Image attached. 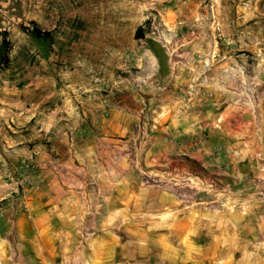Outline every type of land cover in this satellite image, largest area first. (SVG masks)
<instances>
[{"label": "rangeland", "instance_id": "obj_1", "mask_svg": "<svg viewBox=\"0 0 264 264\" xmlns=\"http://www.w3.org/2000/svg\"><path fill=\"white\" fill-rule=\"evenodd\" d=\"M122 33L163 44L171 80L188 81L194 153L161 157L151 143L125 150L152 206L125 213V229L119 223L110 234L100 229L104 218H82L81 248L58 263L264 264V0H0V131L32 113L38 121L57 114L59 93L74 91L81 68L103 84L106 113V68H122ZM36 38L46 39L47 55ZM143 51L125 53V82L136 94L149 92ZM215 130L225 143L201 154ZM160 193L172 202L159 206ZM15 235L5 246L0 238V264L31 260ZM109 235L114 256L102 259Z\"/></svg>", "mask_w": 264, "mask_h": 264}, {"label": "crops", "instance_id": "obj_2", "mask_svg": "<svg viewBox=\"0 0 264 264\" xmlns=\"http://www.w3.org/2000/svg\"><path fill=\"white\" fill-rule=\"evenodd\" d=\"M170 13L163 14L169 26ZM128 16L125 9V20ZM114 38L120 39L118 34ZM121 41L122 68H106V113L103 84L92 70L81 68L70 84L72 94L59 93L57 114L38 121L32 113L16 118L19 125L15 122L12 130L0 131V201H5L0 207V238L5 246L7 236L15 233L25 245L23 254L31 259L28 264H59V257L75 255L81 248L82 218H104L100 229L110 234L119 223L125 229V213L152 206V194L140 187L136 164L125 161V150L137 152L151 143L161 157L194 153L189 133L195 116L188 81L171 80L173 68H167L163 44L134 40L125 33ZM136 48L144 49L142 73L154 77L143 79L146 94L130 92L125 82V71H130L125 68V53ZM108 60L113 61L112 53ZM116 70L122 72L121 78L115 76ZM222 97L219 93L218 101ZM215 116L208 113L206 119ZM215 131L211 140L200 143L201 154H208L210 145L225 143L224 132ZM27 178L36 189L24 183ZM157 200L159 206L172 202L161 193ZM99 247L102 259L113 258L112 236Z\"/></svg>", "mask_w": 264, "mask_h": 264}, {"label": "trees", "instance_id": "obj_3", "mask_svg": "<svg viewBox=\"0 0 264 264\" xmlns=\"http://www.w3.org/2000/svg\"><path fill=\"white\" fill-rule=\"evenodd\" d=\"M136 37H137V38H140V37H141V32H138L137 35H136ZM36 41H37L39 44H42V45H43V52H42V53H43L44 55H47V51H48L47 48L49 47V45H47V43H46V39H43V40H42L41 38H39V39L36 38ZM2 51H3V49L1 48V49H0V55L3 53Z\"/></svg>", "mask_w": 264, "mask_h": 264}, {"label": "built area", "instance_id": "obj_4", "mask_svg": "<svg viewBox=\"0 0 264 264\" xmlns=\"http://www.w3.org/2000/svg\"><path fill=\"white\" fill-rule=\"evenodd\" d=\"M24 181L26 182V184L28 185L30 189H36L37 185H34V183H32L30 179L27 178Z\"/></svg>", "mask_w": 264, "mask_h": 264}]
</instances>
